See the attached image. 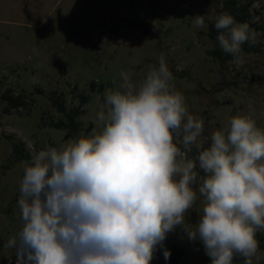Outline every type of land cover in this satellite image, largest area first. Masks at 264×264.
Instances as JSON below:
<instances>
[{
  "label": "clouds",
  "instance_id": "9594fccd",
  "mask_svg": "<svg viewBox=\"0 0 264 264\" xmlns=\"http://www.w3.org/2000/svg\"><path fill=\"white\" fill-rule=\"evenodd\" d=\"M194 23L205 28L204 15ZM214 27L220 48L233 56L254 39L227 12L215 16ZM121 78L105 92L100 132L39 150L25 166L22 227L4 245L16 264H150L177 226L202 242L211 264L236 257L253 264L264 230V129L237 115L202 149L204 121L170 84L163 54L141 83L128 72ZM198 193L202 215L191 230L185 217Z\"/></svg>",
  "mask_w": 264,
  "mask_h": 264
},
{
  "label": "rangeland",
  "instance_id": "374dc122",
  "mask_svg": "<svg viewBox=\"0 0 264 264\" xmlns=\"http://www.w3.org/2000/svg\"><path fill=\"white\" fill-rule=\"evenodd\" d=\"M223 6L224 0H0V264H16L14 250L4 245L22 227L17 201L27 165L15 163L9 138L25 143L33 156L100 132L105 92L116 90L122 72L139 84L163 54L173 76L170 84L183 95L189 114L204 121L198 138L202 149L210 146L214 131L237 115L250 116L264 129V0L250 7L254 39L242 44L222 72L207 49L210 26ZM197 15H204L205 28L195 26ZM8 90L26 103L11 114L5 113L3 100ZM80 93L90 101L80 131L66 139L68 131L51 127L65 118L50 98L60 96L73 108ZM202 207L198 193L185 217L191 230ZM175 244L186 253L182 264H211L202 242L190 241L180 226L156 246L150 264L165 259L164 250ZM233 264L244 260L236 257ZM253 264H264L262 250Z\"/></svg>",
  "mask_w": 264,
  "mask_h": 264
},
{
  "label": "trees",
  "instance_id": "16d2710c",
  "mask_svg": "<svg viewBox=\"0 0 264 264\" xmlns=\"http://www.w3.org/2000/svg\"><path fill=\"white\" fill-rule=\"evenodd\" d=\"M247 1V0H246ZM254 0L243 3V0H224V6L218 10L217 15L223 12L231 14L235 20L239 23H247L249 27L254 25L251 23L250 18V7L252 6ZM215 23V22H214ZM214 23L211 24L209 29V38L211 39V45L207 49V55L213 57L215 60L220 62L223 69H225L224 64L226 62L235 59L232 54H225L220 48L217 36L218 31L214 27ZM184 76L185 73H179ZM224 74V73H223ZM93 90L95 86L93 85ZM79 104L76 107L68 108L67 102L62 97H51L50 101L55 109L62 115H64L63 120L51 123V127L59 130L68 131L66 139L75 137L81 129L80 117L85 113V105L90 101V97L84 93L78 95ZM3 100L8 103L5 108L6 114H11L14 110H20L25 107L26 103L21 95L15 96L13 91L8 90L3 95ZM13 146V154L15 156V163L25 161L27 164L31 161L32 155L28 152L25 143L22 141H14L13 138H9ZM197 154V148L193 146L192 156ZM198 170V169H197ZM201 175L203 173L201 172ZM256 238L259 242V249L264 252V234L262 230L257 231ZM171 255L168 260L160 259L157 264H182L185 260V251L179 245H173L169 248Z\"/></svg>",
  "mask_w": 264,
  "mask_h": 264
}]
</instances>
